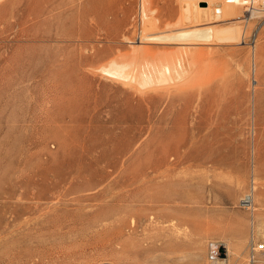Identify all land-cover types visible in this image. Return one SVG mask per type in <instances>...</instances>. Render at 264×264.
Returning a JSON list of instances; mask_svg holds the SVG:
<instances>
[{
    "label": "rangeland",
    "instance_id": "1",
    "mask_svg": "<svg viewBox=\"0 0 264 264\" xmlns=\"http://www.w3.org/2000/svg\"><path fill=\"white\" fill-rule=\"evenodd\" d=\"M13 1H0V264H252L240 200L254 195L264 242V17L207 25L191 46L205 75L136 89L98 69L139 40L142 0H23L16 18ZM178 1L147 5L156 32ZM234 21L233 40L212 35Z\"/></svg>",
    "mask_w": 264,
    "mask_h": 264
},
{
    "label": "bare ground",
    "instance_id": "2",
    "mask_svg": "<svg viewBox=\"0 0 264 264\" xmlns=\"http://www.w3.org/2000/svg\"><path fill=\"white\" fill-rule=\"evenodd\" d=\"M0 1L2 2V0ZM200 1L203 0H180L181 3L178 1L182 6L179 5L182 8V15L179 20H176V24L172 23L173 27L169 23V29L156 32L154 29L158 28L157 23H159V19L153 14L155 10L147 6L151 3V0H142V18L145 27L139 33V40L132 41L133 45L131 44L132 48L129 52L111 58L108 62L101 64L98 70L101 69V72L105 75L122 81V83L128 84L136 89H173L172 87L178 83L188 82V80L190 81L204 74L207 70L209 72L210 69L208 67L211 65L209 63L207 64L208 60L205 57L202 58L199 55L201 52L197 53L198 50H195V52L191 49L192 45L198 42L200 43L202 39L205 40L203 37H206L205 35L210 32L207 25L219 20L238 19L242 15L243 9L249 17H264V14L257 9L261 0H204L209 2L208 6L200 5ZM22 2L23 0H16L13 3L10 10V17H17ZM248 4H253L256 8H250L248 10ZM45 7L48 10L47 2L45 3ZM6 19L8 20V18ZM203 25H206V28L203 29L201 27ZM213 26L211 27L212 33L214 32L212 35L217 36L221 40H233L242 30L238 25V21H234L232 25L228 26ZM135 42L139 44L135 46ZM165 42L179 43L180 45L181 43H187L189 47L187 48L184 45L186 48L183 47V49L180 47L176 48V50H165L162 52L158 50V52H154L153 49L142 46L143 43L165 44ZM253 196L251 193L245 194L240 200L242 206L244 201H248L246 204H250L251 207V209H248L250 211L252 229L250 243L253 240L257 241ZM259 230H262L264 233V224ZM249 261L254 264L256 261L261 263L264 260L262 258L259 260L257 256L255 260L249 259ZM101 262L111 261L101 260L98 263Z\"/></svg>",
    "mask_w": 264,
    "mask_h": 264
},
{
    "label": "built area",
    "instance_id": "3",
    "mask_svg": "<svg viewBox=\"0 0 264 264\" xmlns=\"http://www.w3.org/2000/svg\"><path fill=\"white\" fill-rule=\"evenodd\" d=\"M250 8H256L253 4H248V10H250ZM258 11H260L261 13L264 14V0H261V3L259 5V7L257 8ZM256 189V180H254L252 178L251 180V184H250V190L251 191H255ZM245 202V205H244ZM243 202V206L241 205V207L243 208H247V209H251L250 204H246L248 201H244ZM264 250V242H259L258 240L256 241H251L250 243V248H249V259L251 260H255L258 256V254ZM97 264H116L114 262H101V263H97Z\"/></svg>",
    "mask_w": 264,
    "mask_h": 264
}]
</instances>
